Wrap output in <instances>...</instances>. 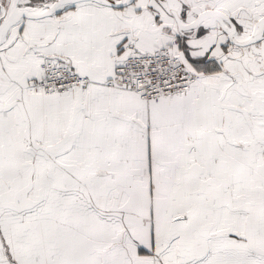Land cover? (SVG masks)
I'll list each match as a JSON object with an SVG mask.
<instances>
[{"label":"snow or ice","instance_id":"6c2138e0","mask_svg":"<svg viewBox=\"0 0 264 264\" xmlns=\"http://www.w3.org/2000/svg\"><path fill=\"white\" fill-rule=\"evenodd\" d=\"M0 264H264V0H0Z\"/></svg>","mask_w":264,"mask_h":264}]
</instances>
